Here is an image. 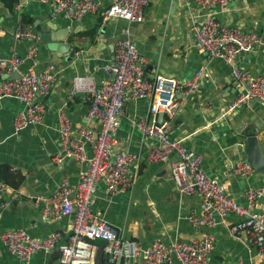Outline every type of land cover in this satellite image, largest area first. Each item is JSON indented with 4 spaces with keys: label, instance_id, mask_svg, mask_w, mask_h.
<instances>
[{
    "label": "crops",
    "instance_id": "0c3cea01",
    "mask_svg": "<svg viewBox=\"0 0 264 264\" xmlns=\"http://www.w3.org/2000/svg\"><path fill=\"white\" fill-rule=\"evenodd\" d=\"M99 1L101 7L110 3V0ZM50 8V3L36 0H0V60L19 57L20 73L40 72L48 64H53L58 73L51 94L37 98L46 106V113L38 124L16 132L13 120L25 111L26 105L10 97L0 101V179L7 181L9 189L4 195L5 207L0 216V264H58L55 251H38L29 261L18 259L3 244L1 232L19 228L38 239L58 232L61 241L67 239L71 216L45 219L40 206L35 204L36 198L48 196L63 179L76 183L87 168V162L73 158H65L60 164L53 161L62 149L57 116L64 112L74 127L86 125L89 102L85 93L75 91L72 99H68L73 80L76 76H87L99 85L106 79L103 67L112 61L113 44L124 36L123 29L128 30L129 38L145 58L143 70L149 78L163 74L186 80L196 71H204L195 94L187 98L177 94L178 105L169 119L172 137L200 153L205 172L218 177L238 202L244 203L246 188L264 184L260 174L251 172L247 178H242L234 173L235 165L246 161L244 130L252 134L257 129L256 138L264 148V103L251 100L236 111L228 112L226 106L237 95L230 67L222 58H209L193 46L192 25L200 22L209 10L197 9L190 14L176 0H149L144 21L129 23L121 18L104 21L101 12L88 14L80 21L65 16L52 19ZM217 15L229 26L253 28L262 36L261 46L240 55L238 63L253 74H263L264 0H231L228 10ZM49 21L58 29H73L69 38L73 46H79L78 59L65 62L64 55L48 48L41 39L36 44L35 55L28 56L29 42L12 37L17 27L37 30L40 35L47 30ZM4 72L0 67V77ZM149 117L148 99L126 95L115 149L128 150L136 156L130 167L134 180L130 188L116 192H108L103 182H99L93 211L115 226L120 236L142 245L153 240L166 244L187 242L199 232L188 221V215L200 212L201 200L196 191L180 193L170 178V163L176 159L175 155L167 162L148 161L150 143L137 123ZM91 152L87 144L86 155L90 156ZM238 219L235 214L227 215L212 228L215 244L208 264L240 261L264 264L255 246L231 234L230 226ZM96 243L98 251H102L103 242ZM98 264L109 262L101 256Z\"/></svg>",
    "mask_w": 264,
    "mask_h": 264
},
{
    "label": "built area",
    "instance_id": "2783aa9c",
    "mask_svg": "<svg viewBox=\"0 0 264 264\" xmlns=\"http://www.w3.org/2000/svg\"><path fill=\"white\" fill-rule=\"evenodd\" d=\"M51 5L50 17L65 16L80 21L88 14L101 12L102 20L121 18L129 23L144 21V10L149 0H110L101 7L99 0H36ZM187 8L209 10L203 19L193 23V46L207 57H220L230 67V77L237 91L234 100L226 106L228 112L236 111L251 100L264 103V73L253 74L238 63L239 56L255 51L263 43L262 36L253 28L243 29L225 24L218 13L227 11L231 0H176ZM123 37L113 44L112 61L103 67L105 80L96 85L92 78L76 76L73 89L83 91L89 102L85 115L86 125L74 127L64 112L57 116V131L61 152L53 157L60 164L65 158L87 162L76 183L63 179L48 195L35 199L45 219H61L71 216L67 239L60 240L58 232L44 238H33L24 229L8 228L1 232V240L7 250L22 261H29L38 252L55 251L58 264H96L97 241L103 242L102 252L109 255V264H208L215 239L212 228L227 215L235 214L239 219L230 226V232L255 246L260 258L264 259V184L249 186L243 193L244 203L235 200L223 182L208 175L203 169L200 153L190 150L181 140L172 137L169 121L177 107V94L187 98L195 94L204 75L198 70L189 79L155 74L145 75V58L129 38L127 29ZM12 37L29 42L28 56H34L40 35L31 30L17 27ZM21 59L13 56L0 60V67L10 74L18 70ZM16 79L0 77V101L14 98L26 105L24 112L17 114L13 127L19 132L24 127L38 124L46 113V106L38 96H48L56 86L58 73L53 64L40 72L28 70ZM126 95L130 98L149 100L150 117L137 125L150 147L147 159L151 163L167 162L172 155L169 175L180 193L197 192L201 200L200 212L188 215L190 224L199 230L190 241H174L166 244L153 240L142 245L134 239L119 235L117 228L106 222L93 211L95 192L103 182L108 192L131 187L134 174L131 165L136 161L128 150H116L117 131L123 112ZM163 113L162 122L157 114ZM97 128V130H94ZM79 136L77 138L76 136ZM92 149L86 155V145ZM251 166L242 161L235 165L234 173L247 178ZM8 185L0 180V216L5 207L4 195ZM1 218V217H0ZM236 264H244L237 262Z\"/></svg>",
    "mask_w": 264,
    "mask_h": 264
},
{
    "label": "water",
    "instance_id": "95a60500",
    "mask_svg": "<svg viewBox=\"0 0 264 264\" xmlns=\"http://www.w3.org/2000/svg\"><path fill=\"white\" fill-rule=\"evenodd\" d=\"M47 30L40 34V39L47 43L48 48L57 52L60 55H64V61L71 63L78 59V49L73 46V40L69 38L70 29L57 28L51 21L46 24ZM38 33V31L36 30ZM1 36V34H0ZM20 72L18 70L12 71L9 75L3 74L2 78L6 79H16L20 77ZM164 119L163 113L157 114V121L160 123ZM245 136V145L243 151L245 153L246 162L251 166L253 174H260L264 177V148L262 147L260 140L256 138L258 130L255 129L254 132L247 133L246 130L242 132ZM56 254V253H55ZM101 256L104 259L109 260V255L98 251V256L96 264L101 260Z\"/></svg>",
    "mask_w": 264,
    "mask_h": 264
},
{
    "label": "trees",
    "instance_id": "16d2710c",
    "mask_svg": "<svg viewBox=\"0 0 264 264\" xmlns=\"http://www.w3.org/2000/svg\"><path fill=\"white\" fill-rule=\"evenodd\" d=\"M79 35V34H78ZM82 35V34H81ZM89 35H91L92 36V39H94L93 38V35H92V33H89ZM77 49H79V46L78 47H76ZM0 180H2L3 182H5L6 184H7V181L6 180H4V179H0ZM9 183V182H8ZM14 184H16V183H14ZM8 185V184H7Z\"/></svg>",
    "mask_w": 264,
    "mask_h": 264
}]
</instances>
